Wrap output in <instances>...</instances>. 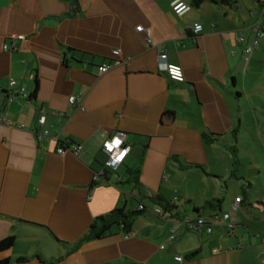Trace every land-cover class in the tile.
<instances>
[{
    "label": "crops",
    "instance_id": "0c3cea01",
    "mask_svg": "<svg viewBox=\"0 0 264 264\" xmlns=\"http://www.w3.org/2000/svg\"><path fill=\"white\" fill-rule=\"evenodd\" d=\"M171 1L0 0V240L15 236L0 260L264 264L263 200L259 207L250 198L240 203L234 214L243 225L234 229L221 222V214L240 193L223 197L218 210L203 207L219 197L206 190L197 198L187 191L185 203L177 202L175 176L191 174L200 184L210 175L213 142L204 132L222 140L242 122L228 78L238 84L235 67L242 58L237 60L236 47L243 43L237 22L229 20L231 9L206 1L177 15ZM197 22L203 25L198 33ZM163 51L183 66L184 82L161 70ZM104 63L112 67L100 73ZM19 86L26 95L9 100ZM120 131L127 134L129 153L116 168L107 167L103 142ZM68 145L80 151H58ZM133 171L139 184L132 181ZM166 184L174 190L166 191ZM155 193L174 204L177 215H157L161 206L143 199ZM140 201L150 216L135 223L129 237L116 228L78 245L95 217L115 207L137 209ZM216 212L221 217L213 220L211 233L180 224L170 239L171 220Z\"/></svg>",
    "mask_w": 264,
    "mask_h": 264
},
{
    "label": "rangeland",
    "instance_id": "374dc122",
    "mask_svg": "<svg viewBox=\"0 0 264 264\" xmlns=\"http://www.w3.org/2000/svg\"><path fill=\"white\" fill-rule=\"evenodd\" d=\"M239 4L242 7L230 10L229 20L237 22L238 42L243 43L242 49L236 47L237 60L242 58V61L235 67L238 84L234 86L232 79L228 78L230 88L228 93L232 96L236 109H241L242 122L237 133L228 134L221 142L210 144V163L209 167L207 166L210 175L204 174L205 182L199 184L191 174H178L173 178L172 181L179 185L177 195H181V198L177 202L180 205L185 203L184 196L187 195V191H191L193 197L197 198V195L202 197L201 194L205 190L209 193L216 192L222 198L225 196L233 198L237 193L243 195L246 193L256 207L260 206L259 201H264V14L258 0H240ZM253 24L258 25L263 35H257ZM256 38L258 45L254 46ZM249 46H253L251 51H246ZM230 98L229 96V100ZM241 176L244 178L242 179ZM247 177L253 186H249ZM165 189L168 192L174 190L169 184L165 185ZM143 199L151 207L156 206L148 197ZM203 199L208 198L203 196ZM129 207L132 205L130 204ZM183 212L186 215L191 214L190 210ZM148 216L150 215L139 216L135 223ZM7 251L10 249L3 253Z\"/></svg>",
    "mask_w": 264,
    "mask_h": 264
},
{
    "label": "built area",
    "instance_id": "2783aa9c",
    "mask_svg": "<svg viewBox=\"0 0 264 264\" xmlns=\"http://www.w3.org/2000/svg\"><path fill=\"white\" fill-rule=\"evenodd\" d=\"M171 7L172 10L177 14V15H183L185 12L189 11L192 9V5L187 1V0H172L171 1ZM138 28L141 30L143 28V26H138ZM194 31L196 33L200 32L203 29V25L201 23H195L194 26ZM258 35L261 36L263 35L262 32H258ZM20 38H23V36H19ZM242 39V37H241ZM254 46L258 45V39L256 38L254 40L253 43ZM5 49H9L11 48L9 45H5L4 46ZM253 46H249L246 48V51H251ZM115 54L120 53L119 49H115L114 50ZM159 61H160V68L161 70H163L172 80L177 81V82H184L186 80V76H185V71L184 68L181 64L178 63H173L171 61H169L168 59V54L167 52L163 51L160 56H159ZM112 65L108 64V63H104L102 65L99 66V70L100 73H104L107 72L111 69ZM18 84L17 80L12 79L11 80V85L12 86H16ZM19 94H23L26 95L25 93V87L24 86H19V89L15 92H12L9 94L8 98L9 100H13L17 95ZM70 101L72 103L75 102V95H72L70 98ZM44 122V117L41 119ZM119 137V139L122 141V143H120L118 146L113 147L111 150H109L106 145L107 144H111L115 138ZM127 137V134L125 132H117L116 134H114L113 136H111L110 138L106 139L103 142V151L106 153L107 155V161H106V166L107 167H111V168H116L121 162H123V160L125 159V157L127 156V154L129 153L130 150V145H128L127 143H125V138ZM71 149L75 152H79L80 151V146L79 145H68V146H61L59 147L58 151L60 153H64L66 149ZM125 149H127L126 154L123 156L122 159H117L118 156H120L121 152H123ZM242 202V198L241 195H238L235 197V200L232 204L231 207V211L228 212H224L222 213V221H224V223L226 224V226L229 229H234L237 226L240 225L236 215L234 214V212L237 210L239 204ZM140 207L142 208V205H140ZM156 212H161L159 209H156ZM218 214H213L211 217H205V216H198L194 219H182V220H176L175 219L171 220L173 221L174 225L171 229V233H170V239H174L176 237V228L182 224L185 225L186 228L188 230H193V231H206L208 233H211L213 230V220L214 219H218L219 217ZM167 220L169 218H166ZM131 234V232H127L126 237H129V235ZM162 248H164V246H162ZM180 259H182L181 257H179Z\"/></svg>",
    "mask_w": 264,
    "mask_h": 264
},
{
    "label": "trees",
    "instance_id": "16d2710c",
    "mask_svg": "<svg viewBox=\"0 0 264 264\" xmlns=\"http://www.w3.org/2000/svg\"><path fill=\"white\" fill-rule=\"evenodd\" d=\"M70 1L77 3L78 0H70ZM206 1L225 6V7H227L226 9L239 8V5H240L239 4L240 0H192L191 5H193L195 7H199L201 4H203ZM259 6L261 7V9H263V14H264V0H259ZM253 29H256V32L258 35V32H260L258 25L253 24ZM240 123L241 122H239L238 125L234 127V129L232 130V134H235L239 131ZM204 135H205V138L207 140H210L212 142H221L222 141L221 140L222 135H220L218 133L211 132V131H205ZM106 172H107V170H106ZM106 172H105V176L107 177ZM131 175L134 177L132 179V181L135 184H139L138 172L133 171V172H131ZM251 183L252 182L249 181V186H251ZM238 195H241L242 202L248 199V196L246 195V193L244 195L243 194H238ZM148 197L155 204H158L162 207V208L161 207L159 208V210L161 211L159 213L156 212V209L154 210V212L157 215L162 216L165 219L169 218V217L171 218V217H174L175 215H177V214L172 215V212H174L175 205L172 204L168 199H166L160 193H155V194L148 196ZM222 202H223L222 197H213L212 199L207 200L206 203L203 205V207L204 208L209 207V208L218 210V209H221ZM140 205H142V208L140 207ZM148 209H149V206L147 204H145L143 201H140L139 207L137 209L126 210L125 207H123V206L122 207H115L113 210L95 217L92 224H91V227H90L88 233H86L78 241V245L84 241H87V240L104 237V236L108 235L109 233H111L116 228H122L125 232H131L133 230V225H134L135 221L137 220V218L140 215L147 212ZM196 210H199V209L196 208ZM225 212H228V211H225ZM222 213H224V212H222ZM213 214H218V212L213 213ZM239 223H240L239 226L243 225V223H241V222H239ZM14 243H15V236H8V237L0 240V252L10 249L14 245ZM14 260L24 262V261L28 260V256H19V257H15V258L5 257V258L0 260V264H11Z\"/></svg>",
    "mask_w": 264,
    "mask_h": 264
},
{
    "label": "clouds",
    "instance_id": "9594fccd",
    "mask_svg": "<svg viewBox=\"0 0 264 264\" xmlns=\"http://www.w3.org/2000/svg\"><path fill=\"white\" fill-rule=\"evenodd\" d=\"M122 141L119 139V137L115 138L114 141L111 144H107L106 147L111 150L113 147L118 146ZM127 149H125L123 152H121L120 156L117 157V159H122L123 156L126 154Z\"/></svg>",
    "mask_w": 264,
    "mask_h": 264
}]
</instances>
